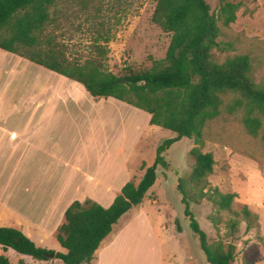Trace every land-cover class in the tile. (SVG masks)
<instances>
[{
	"label": "trees",
	"instance_id": "obj_1",
	"mask_svg": "<svg viewBox=\"0 0 264 264\" xmlns=\"http://www.w3.org/2000/svg\"><path fill=\"white\" fill-rule=\"evenodd\" d=\"M57 1L0 0V49L82 84L96 100L114 98L145 111L151 115V125L176 136L158 145L154 164L147 167L144 163L140 182H128L110 207L86 200L75 201L67 209L65 222L56 235L65 254L37 246L14 228H0V245L5 251L12 249L36 260L49 261L55 255L64 264H90L119 220L143 204L157 183L158 168H169L165 153L188 138L194 142L188 154L192 171L188 179H178L177 186L185 205L184 214L207 262L234 264V248L224 250L222 244H209L206 232L191 211V203L205 199L219 211H231L237 197L218 188L207 189V179L215 165L213 155L203 152L204 130L211 121L223 114H239L249 136L264 138V84L254 81L250 57L239 55L218 63L214 55L216 49L225 50L218 41V22L225 27L234 23L239 5L221 2L216 17L207 0H156L153 22L171 35L166 57L156 61L150 70L118 77L104 70L101 59L80 63L59 56L53 47L41 49L44 33L53 22L51 9ZM243 214L246 220L253 216L247 206ZM176 224L182 233L180 222ZM0 264H10L9 259L0 256Z\"/></svg>",
	"mask_w": 264,
	"mask_h": 264
},
{
	"label": "rangeland",
	"instance_id": "obj_2",
	"mask_svg": "<svg viewBox=\"0 0 264 264\" xmlns=\"http://www.w3.org/2000/svg\"><path fill=\"white\" fill-rule=\"evenodd\" d=\"M223 1L238 4L239 10L236 21L228 27L218 22V41L225 50L216 49L215 60L223 63L247 55L254 81L264 84V0H207L216 17ZM155 8L156 0H58L51 9L53 22L44 33L41 49L53 47L59 56L80 63L101 59L104 70L118 77L150 70L156 61L165 59L171 42V35L153 22ZM1 51L0 59L4 58ZM37 68L40 67L35 64L25 67L27 80ZM142 130L141 123V133ZM144 136L149 145H142L141 150L150 160L153 144L157 149L176 135L158 128L146 131ZM193 147V140L183 138L165 153L170 166L158 168L157 183L144 205L147 216L136 218L143 208H134L115 226L112 238L116 236L127 244L122 248L126 256H121V264H198L201 256L206 263L177 189L178 179H188L191 174L193 162L188 154ZM203 152L211 153L215 160L207 189L218 188L237 197L231 211H219L205 199L192 202L191 211L206 232L209 244H222L224 250L234 248V264H264V138L249 136L241 115L223 114L206 126ZM140 176L133 180L135 184ZM245 206L253 215L249 220L243 214ZM176 221L180 222L182 234ZM186 250L196 261L186 262L181 257V251ZM173 253L176 257L171 260ZM15 257L14 264L21 258L27 264H48L29 256Z\"/></svg>",
	"mask_w": 264,
	"mask_h": 264
},
{
	"label": "crops",
	"instance_id": "obj_3",
	"mask_svg": "<svg viewBox=\"0 0 264 264\" xmlns=\"http://www.w3.org/2000/svg\"><path fill=\"white\" fill-rule=\"evenodd\" d=\"M1 52L0 228L20 230L37 246L65 254L56 235L67 209L86 200L108 208L141 174L139 183L145 173L142 165L152 166L156 153L153 144L151 159L143 154L141 146L149 145L144 133L161 127L150 124L149 113L114 98L96 100L82 84L41 66L27 80L25 67L34 63ZM147 199L136 218L147 216ZM114 228L90 264L122 263L127 244L112 238ZM16 255L0 245V256L10 264ZM180 255L186 262L196 261L190 251ZM175 257L173 253L171 260ZM20 261L27 264L23 258L15 263ZM43 262L64 264L57 259ZM203 262L199 257L198 264H209Z\"/></svg>",
	"mask_w": 264,
	"mask_h": 264
},
{
	"label": "water",
	"instance_id": "obj_4",
	"mask_svg": "<svg viewBox=\"0 0 264 264\" xmlns=\"http://www.w3.org/2000/svg\"><path fill=\"white\" fill-rule=\"evenodd\" d=\"M121 82H122V83H125V78H122V79H121ZM50 258H51V259H55V255H51Z\"/></svg>",
	"mask_w": 264,
	"mask_h": 264
}]
</instances>
